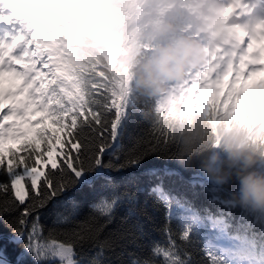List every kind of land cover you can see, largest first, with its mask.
Returning a JSON list of instances; mask_svg holds the SVG:
<instances>
[{"label":"snow or ice","instance_id":"6c2138e0","mask_svg":"<svg viewBox=\"0 0 264 264\" xmlns=\"http://www.w3.org/2000/svg\"><path fill=\"white\" fill-rule=\"evenodd\" d=\"M25 20L0 12V264H112L125 255L130 264H181L171 185L202 182L197 168L179 162L175 137L141 115L138 98L118 94L103 65L64 59L63 30L38 36ZM243 47L188 81L185 114L264 105V37L245 35ZM137 113L143 127L128 147L122 123ZM154 232L163 242L140 243Z\"/></svg>","mask_w":264,"mask_h":264},{"label":"clouds","instance_id":"9594fccd","mask_svg":"<svg viewBox=\"0 0 264 264\" xmlns=\"http://www.w3.org/2000/svg\"><path fill=\"white\" fill-rule=\"evenodd\" d=\"M12 9L38 36L63 30L65 60L103 65L117 93L136 96L141 115L175 137L180 163L218 188L237 183L228 188L233 203L264 214V111L184 113L189 80L230 61L245 35L264 37L253 0H0V12Z\"/></svg>","mask_w":264,"mask_h":264},{"label":"trees","instance_id":"16d2710c","mask_svg":"<svg viewBox=\"0 0 264 264\" xmlns=\"http://www.w3.org/2000/svg\"><path fill=\"white\" fill-rule=\"evenodd\" d=\"M250 84V82H249ZM132 96V99H136ZM264 111V105L259 106ZM139 113L125 119L123 143L131 147L133 137L143 127ZM202 178L200 183L177 181L171 185L176 195L174 200V218L172 228L177 239L178 254L181 264H242L244 260L254 258L264 261V214H256L236 205L228 196V188L235 189L237 183L218 188L198 171ZM186 178L191 176L185 173ZM160 223L163 216L160 214ZM188 230L186 239L180 234ZM163 242L161 233L154 232L148 240L141 241L147 245L150 240ZM131 250L145 252L146 248L130 245ZM81 264H88L87 260ZM112 264H130V258H112Z\"/></svg>","mask_w":264,"mask_h":264},{"label":"rangeland","instance_id":"374dc122","mask_svg":"<svg viewBox=\"0 0 264 264\" xmlns=\"http://www.w3.org/2000/svg\"><path fill=\"white\" fill-rule=\"evenodd\" d=\"M262 78V77H261ZM264 78V77H263ZM7 103V102H6Z\"/></svg>","mask_w":264,"mask_h":264}]
</instances>
